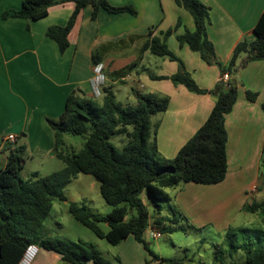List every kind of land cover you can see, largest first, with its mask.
<instances>
[{"label":"crops","instance_id":"1","mask_svg":"<svg viewBox=\"0 0 264 264\" xmlns=\"http://www.w3.org/2000/svg\"><path fill=\"white\" fill-rule=\"evenodd\" d=\"M106 1L112 6H133L136 14L99 9L92 20L93 8L88 5L79 12L67 35L68 47L60 52L46 31L51 26L66 24L74 10L73 2L50 6L46 16L33 20L3 18L4 12L18 10L22 0H0V168L6 162L7 152L1 150L5 142L24 144L25 156L42 161L56 158L53 131L46 118L56 119L62 113L73 90L94 97V54L103 66V87H109L115 98L121 90L120 83L130 85L135 103L136 92L169 97L167 109L151 118L156 125L157 148L163 157L173 158L207 119L215 97L189 91L184 84L170 79H154L152 76L175 74L178 64L166 56L142 50L150 30L153 36L161 38V32L174 28L180 21V26L166 40L168 49L182 60L199 88L212 89L219 81L220 68L207 64L198 52L177 40V35L185 30H194L192 15L175 0ZM200 1L209 7L207 35L217 61L225 66L238 42L254 39L253 28L264 10V0ZM231 78L236 81L238 91L224 119L227 131L224 180L214 184L187 182L166 189L170 196L168 205L175 206L181 217L199 228L218 221L228 206L241 211L244 204L252 202L247 189L253 186L264 155V59L248 62ZM248 90L257 93L254 101L247 98ZM8 134H14L15 141L5 140ZM231 218L225 221L226 226L232 222ZM152 228L147 227L144 239L158 257L168 258L159 255L156 241L161 237L153 238ZM38 242L32 245L34 254L29 264L60 263L58 253L40 247ZM116 247L111 264H145L150 259L132 235L121 238ZM151 264H159V260Z\"/></svg>","mask_w":264,"mask_h":264},{"label":"trees","instance_id":"2","mask_svg":"<svg viewBox=\"0 0 264 264\" xmlns=\"http://www.w3.org/2000/svg\"><path fill=\"white\" fill-rule=\"evenodd\" d=\"M65 2L74 3V10L66 24L51 26L46 31V35L57 43L60 52L68 47L67 35L84 7L92 6V20L96 19L99 9L108 13L136 14L133 6H112L106 0H22L18 10H8L2 17L36 20L46 16L50 6ZM175 2L185 8L194 21V30H185L177 35L178 42L186 43L191 50L198 52L207 64L218 65L221 73L219 81L212 89L199 88L182 60L168 49L166 40L180 26V21L174 28L161 32V38L153 36L150 30L142 50L166 56L178 64L175 74L152 76L154 79H170L174 83L184 84L189 91L210 93L215 97L214 106L205 122L173 158H165L158 151L154 136L156 125L152 124L151 118L167 109L168 96L136 92V103L124 105L116 100L109 87L102 88L100 100H97L99 97L82 95L79 90L70 92L62 113L56 119L46 118L53 131L55 156L64 164L61 169L43 176L33 172L31 177L24 179L20 172L26 146H11L8 142L2 145L1 150L7 152V155L5 165L0 168V264H19L28 248L37 240L40 247L60 255L58 264H111L91 242L39 235L54 200H67L64 187L78 174H89L98 182L100 195L111 206V210L102 215L90 211L85 205L70 203L68 212L74 219L96 236L113 244L126 235H132L150 256L145 264L158 260L159 264H188L183 258L158 257L149 248L143 237L147 227L151 225L160 233L173 232L181 228L176 225L181 215L175 206L169 204L171 218L150 216L148 206L151 205L158 215L163 209V202L170 200L166 189L187 182L214 184L224 180L227 172V131L224 119L232 109L238 91V85L231 74H236L252 60L264 59V10L253 28L254 39L238 42L224 66L217 61L214 45L207 35L209 7L200 0ZM242 56L244 58L238 64ZM93 62H99L95 54ZM225 72L229 74L226 81L223 79ZM246 96L254 101L257 93L248 90ZM66 133L85 138L79 151H63V136ZM114 135L124 137L121 147L111 142ZM1 142L0 137V146ZM243 209L258 212L264 224V197L260 202L244 204ZM101 222L109 226L108 231L99 227L98 223ZM230 234L229 228L227 235ZM237 248L230 239L229 253ZM244 251V264H264V248L245 246ZM213 261L225 264L218 255L214 256Z\"/></svg>","mask_w":264,"mask_h":264},{"label":"rangeland","instance_id":"3","mask_svg":"<svg viewBox=\"0 0 264 264\" xmlns=\"http://www.w3.org/2000/svg\"><path fill=\"white\" fill-rule=\"evenodd\" d=\"M216 66L218 67V65ZM234 75L235 73L233 72L231 76ZM118 87L121 90L117 94L116 100L125 105L135 104L133 90L130 85L120 83ZM142 91H146V89H142ZM97 100H100V97ZM63 139L64 146L62 149L66 153L79 151L85 141L82 135L70 133L64 134ZM110 140L117 147H121L125 139L121 135H114ZM10 145L19 144L13 143ZM63 165V162L58 158H47L42 161L35 156H25L20 175L24 179L31 177L33 172H38L40 176H43L58 170ZM252 187L255 188L254 191H251ZM252 187L247 189L249 200L261 201L264 195V155L259 161V171ZM64 193L67 200H54L39 235L61 236L75 241L84 240L91 242L111 262L116 255V244L96 236L95 233L74 219L68 212L69 204L75 203L77 205H85L94 213L107 214L111 210V206L101 197L98 182L89 174H78L75 179L64 187ZM148 211L150 216L172 217L166 201L163 202V209L160 214H155L151 205L148 206ZM225 211L218 221L206 224L202 228L191 224L181 217L179 223L176 224L181 226V228L173 232L161 233V238L156 241L157 245H159V251L155 246L151 247L158 251L159 255L168 258H183V261L188 264H219L213 261L215 255H218L225 264H244L245 246L264 248V224L258 212H250L245 209L238 211V209L230 206ZM225 215L228 216L226 220H223ZM230 218L232 222H229L228 226H226L227 223L225 221L230 220ZM98 225L103 231H108L106 223L101 222ZM229 228L231 229V234L228 236L227 230ZM230 239L239 247L231 253H229Z\"/></svg>","mask_w":264,"mask_h":264},{"label":"built area","instance_id":"4","mask_svg":"<svg viewBox=\"0 0 264 264\" xmlns=\"http://www.w3.org/2000/svg\"><path fill=\"white\" fill-rule=\"evenodd\" d=\"M229 78V74L227 72L223 73V79L226 81ZM105 82V75L103 73V66L100 63H97L94 65V76L92 78V91H93V96L94 97H100L102 94V87L104 85ZM16 136L14 134H8L5 137V140L7 141H15ZM255 188L252 187L251 191H254ZM151 236L153 238H159L161 237V233L159 230L152 228L151 229ZM34 252V248L32 246H30L28 248V250L26 251L24 257L21 259V261L19 262V264H29L33 253Z\"/></svg>","mask_w":264,"mask_h":264}]
</instances>
